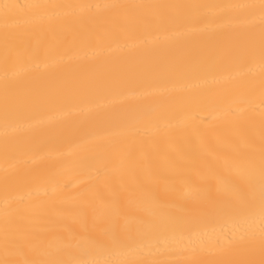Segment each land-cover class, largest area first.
I'll return each mask as SVG.
<instances>
[{
    "label": "bare ground",
    "instance_id": "bare-ground-1",
    "mask_svg": "<svg viewBox=\"0 0 264 264\" xmlns=\"http://www.w3.org/2000/svg\"><path fill=\"white\" fill-rule=\"evenodd\" d=\"M0 264H264V0H0Z\"/></svg>",
    "mask_w": 264,
    "mask_h": 264
}]
</instances>
